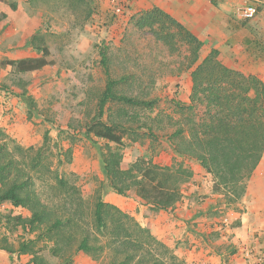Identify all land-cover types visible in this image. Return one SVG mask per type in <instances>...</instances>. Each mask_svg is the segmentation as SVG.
Listing matches in <instances>:
<instances>
[{
	"label": "trees",
	"instance_id": "obj_1",
	"mask_svg": "<svg viewBox=\"0 0 264 264\" xmlns=\"http://www.w3.org/2000/svg\"><path fill=\"white\" fill-rule=\"evenodd\" d=\"M131 22L163 61L154 59L158 67L146 74L144 83L130 73L112 77L107 54L100 52L107 81L82 135L89 141H104L103 186L121 197H138L153 212L170 211L182 199L183 187L193 174L184 163L196 162L211 177L213 191L226 206H233L244 196L264 153V82L224 65L216 49L201 58L203 42L158 7L138 12ZM29 44L38 56L0 64L16 75L49 66V48L35 37ZM184 73H189L191 81L188 101H170L178 118L162 110L154 112L157 99L151 97V90L157 76ZM18 96L33 105L25 91ZM110 104L121 107L110 111ZM170 128L173 131L166 138L171 164L149 159L122 167L126 140L157 139L159 132ZM3 136L0 129V206L7 205L0 210V251L8 257L26 256L27 264H55L52 260L71 264L80 252L106 250L110 264H185L167 263L156 253L157 248L165 252L166 247L151 235L149 225L140 226L129 214L106 203L102 188L89 205L76 175L59 170L71 162V148H58L56 155H50V138L45 133L37 149L13 141L10 149ZM51 157H56L55 168Z\"/></svg>",
	"mask_w": 264,
	"mask_h": 264
},
{
	"label": "rangeland",
	"instance_id": "obj_2",
	"mask_svg": "<svg viewBox=\"0 0 264 264\" xmlns=\"http://www.w3.org/2000/svg\"><path fill=\"white\" fill-rule=\"evenodd\" d=\"M128 8L125 0H0V63L38 56L29 44L34 37L51 53V64L33 73L16 75L0 64V129L10 149L12 141L23 148L37 149L43 144L45 133L50 138L47 148L50 155H56L58 148L62 151L71 148V162L59 170L76 175L89 205L92 206L95 191L102 188L106 203L129 214L142 226L136 215L143 210L144 217H148L151 210L144 209L135 196L106 199L113 192L103 186L100 153L104 141L92 138V142L82 135L95 113L97 95L107 81L101 51L107 54L112 77L130 73L139 75L144 83L148 81L146 74L158 67L154 59L163 61V56L152 51L147 38L136 32L131 21L137 13H130ZM200 55L203 57L206 52ZM189 83V73L179 77L157 76L151 90V97L157 99L154 112L162 110L177 119L170 101H187ZM23 91L32 99V106L18 96ZM108 107L113 111L121 105ZM172 129L159 132L157 139L145 137L136 143L126 140L122 167L149 159L162 165L171 164L173 155L166 136ZM51 161L55 168L56 157H51ZM184 164L192 167L190 162ZM6 206H0V210ZM162 251L157 248L155 252L161 253L167 263L178 261L169 248ZM83 256H90L95 264H110L106 250ZM24 259L16 264H24Z\"/></svg>",
	"mask_w": 264,
	"mask_h": 264
},
{
	"label": "crops",
	"instance_id": "obj_3",
	"mask_svg": "<svg viewBox=\"0 0 264 264\" xmlns=\"http://www.w3.org/2000/svg\"><path fill=\"white\" fill-rule=\"evenodd\" d=\"M125 1L130 13L153 7L164 10L203 42L200 54L216 49L224 65L264 82V0ZM244 4L254 5L253 19L236 17ZM190 163L193 174L183 187L182 199L172 210L150 211L148 217L141 210L136 215L138 222L148 224L152 236L185 264H256L255 257L264 255V153L246 183L244 196L233 206H226L213 191L211 177L204 169ZM118 197L109 193L106 199ZM142 207L150 209L146 204ZM22 258L27 264L26 256L17 259L0 251V264H16ZM71 264L95 262L80 252Z\"/></svg>",
	"mask_w": 264,
	"mask_h": 264
},
{
	"label": "built area",
	"instance_id": "obj_4",
	"mask_svg": "<svg viewBox=\"0 0 264 264\" xmlns=\"http://www.w3.org/2000/svg\"><path fill=\"white\" fill-rule=\"evenodd\" d=\"M256 9L252 4H244L236 11V17L241 21H248L255 17ZM256 264H264V255L258 254L255 257Z\"/></svg>",
	"mask_w": 264,
	"mask_h": 264
}]
</instances>
